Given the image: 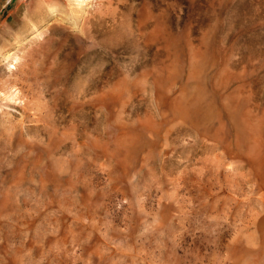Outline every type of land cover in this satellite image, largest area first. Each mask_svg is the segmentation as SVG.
I'll use <instances>...</instances> for the list:
<instances>
[{"label":"rangeland","instance_id":"374dc122","mask_svg":"<svg viewBox=\"0 0 264 264\" xmlns=\"http://www.w3.org/2000/svg\"><path fill=\"white\" fill-rule=\"evenodd\" d=\"M0 264H264V0H0Z\"/></svg>","mask_w":264,"mask_h":264}]
</instances>
